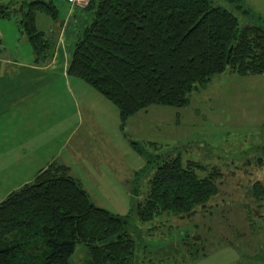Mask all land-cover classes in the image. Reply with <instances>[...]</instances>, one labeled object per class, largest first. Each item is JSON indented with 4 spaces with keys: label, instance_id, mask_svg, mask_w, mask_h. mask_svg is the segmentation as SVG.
I'll return each instance as SVG.
<instances>
[{
    "label": "trees",
    "instance_id": "16d2710c",
    "mask_svg": "<svg viewBox=\"0 0 264 264\" xmlns=\"http://www.w3.org/2000/svg\"><path fill=\"white\" fill-rule=\"evenodd\" d=\"M229 1L233 11L211 0H89L91 18L77 35L67 75L111 101L123 129L130 116L152 105L188 104L191 91L228 68L264 74V17L256 16L263 23L240 25L235 13L255 14L244 0ZM16 2L0 0V19L17 13L35 59H50L51 41L37 28L36 13L50 24L63 23L56 0ZM130 144L145 163L131 180L125 214L96 205L69 166L51 162L0 201V264H70L78 244L87 246L85 264H134L136 223L188 215L218 192L214 175L199 176L195 162L169 151L163 153L169 157L152 158ZM252 187L255 196L264 193L258 182Z\"/></svg>",
    "mask_w": 264,
    "mask_h": 264
},
{
    "label": "rangeland",
    "instance_id": "374dc122",
    "mask_svg": "<svg viewBox=\"0 0 264 264\" xmlns=\"http://www.w3.org/2000/svg\"><path fill=\"white\" fill-rule=\"evenodd\" d=\"M211 2L234 10L229 0ZM56 3L63 23L50 24L45 15L36 13L37 28L44 30L53 50L45 62L54 59L66 24L65 11L71 5L67 0ZM244 4L249 5L246 0ZM86 7L79 10L89 15L85 25L91 18ZM253 7L264 11V1ZM253 13L235 14L240 25L263 23ZM16 15L0 19L4 46L0 59L36 60ZM76 28L75 38L67 39L70 47L82 31ZM68 54V50L61 53L60 63ZM33 106L46 110L45 139L36 162L24 169L10 172L5 158L1 162L5 168L0 174V200L30 181L35 169L56 161L69 166L96 205L125 214L130 208L131 180L145 163L130 144L133 141L152 158L167 157L163 153L169 151L184 162H195L199 176L214 175L218 184V192L205 206L188 215L167 213L145 224L136 223L141 231L131 233L140 246L134 264H264V193L255 196L252 192L257 182L264 186V74H240L228 68L213 75L205 87L191 91L188 104L152 105L130 116L123 129L117 107L78 77L50 79L33 98ZM148 176L141 180L140 198ZM88 259L87 246L78 244L70 264H85Z\"/></svg>",
    "mask_w": 264,
    "mask_h": 264
},
{
    "label": "crops",
    "instance_id": "0c3cea01",
    "mask_svg": "<svg viewBox=\"0 0 264 264\" xmlns=\"http://www.w3.org/2000/svg\"><path fill=\"white\" fill-rule=\"evenodd\" d=\"M259 1L246 0L250 5L248 7L251 10L253 9V12L264 17L263 10L260 11L253 7L254 3ZM79 10L81 9L72 5L67 6L65 11L66 24L62 29L59 44L51 62L36 61L33 57L26 61L15 57L0 59V174L4 172L2 169L5 167L1 168V162L5 160L6 165L12 169L10 172L20 171L27 164L37 160L38 147L41 140L45 139L47 119L45 109L33 106V98L45 90L46 83L50 79L61 80L62 78L68 79L70 77L67 75V68L73 44L70 47L67 39L69 37L75 38L76 27H80L82 30L85 26L84 22L89 16L80 14ZM62 37H64L63 39L66 40V43L62 40ZM1 46L4 48L2 40L0 50ZM67 50L69 52L68 56L63 57L64 61L60 63L61 53ZM23 85L25 86L23 87ZM20 88L25 92L21 93ZM10 163H12L13 168ZM47 165L35 169L32 179L24 183L31 182L37 172ZM72 175L80 181L78 176L73 173ZM83 187L87 191L84 185Z\"/></svg>",
    "mask_w": 264,
    "mask_h": 264
},
{
    "label": "built area",
    "instance_id": "2783aa9c",
    "mask_svg": "<svg viewBox=\"0 0 264 264\" xmlns=\"http://www.w3.org/2000/svg\"><path fill=\"white\" fill-rule=\"evenodd\" d=\"M73 7L84 8L89 0H67Z\"/></svg>",
    "mask_w": 264,
    "mask_h": 264
}]
</instances>
